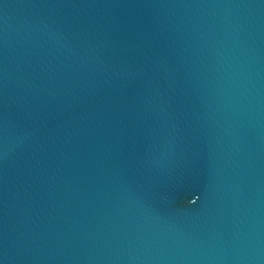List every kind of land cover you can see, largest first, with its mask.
<instances>
[{"label":"water","instance_id":"water-1","mask_svg":"<svg viewBox=\"0 0 264 264\" xmlns=\"http://www.w3.org/2000/svg\"><path fill=\"white\" fill-rule=\"evenodd\" d=\"M0 264H264V0H0Z\"/></svg>","mask_w":264,"mask_h":264}]
</instances>
